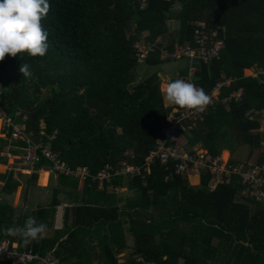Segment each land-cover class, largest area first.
I'll use <instances>...</instances> for the list:
<instances>
[{
	"label": "trees",
	"instance_id": "trees-1",
	"mask_svg": "<svg viewBox=\"0 0 264 264\" xmlns=\"http://www.w3.org/2000/svg\"><path fill=\"white\" fill-rule=\"evenodd\" d=\"M49 3V14L42 20L49 33L48 51L43 57L23 53L0 61L1 102L11 115L24 110L33 138L72 166H87L95 175L105 163H143L162 137L172 107L163 104L158 69L148 66L172 62L159 57L160 41L167 48L175 42L192 43L197 19L217 28L224 46L219 57L194 61L196 84L207 93L222 74L232 79L221 87L219 101L204 112V119L184 133L186 142L199 141L213 154L224 146L233 150L238 143L248 145L249 155L257 147V122L247 120L244 112L264 108V75H244L242 69L264 66V0ZM141 36L155 45L142 61L135 47ZM178 60L185 61L179 73H187V59ZM23 63L29 65L30 77L19 71ZM238 88L239 100L221 101ZM9 135H0V154ZM13 141L18 144L11 147L15 153L26 144L22 138ZM42 163L47 159L41 154L36 167ZM12 174L0 172L5 177L0 194L5 195V189L13 196L18 180ZM30 175L35 179L37 173ZM209 177L203 173L198 184H191L156 161L143 176L113 178L111 186L125 184L133 193L122 207L110 200L105 187L99 193L109 197L106 205L84 198L63 210L60 228H53L59 201L23 212L6 198L0 201V237L17 241L20 249L31 246L44 253L52 248L59 264H144L131 254L119 261L117 253L125 246L155 264H264V202H239L237 181L209 190ZM58 178L75 187L79 181L63 174ZM86 181L84 189L94 193L93 181ZM29 216L51 233L28 245L5 234L8 228L22 227Z\"/></svg>",
	"mask_w": 264,
	"mask_h": 264
},
{
	"label": "built area",
	"instance_id": "built-area-1",
	"mask_svg": "<svg viewBox=\"0 0 264 264\" xmlns=\"http://www.w3.org/2000/svg\"><path fill=\"white\" fill-rule=\"evenodd\" d=\"M140 5L145 0H139ZM192 43L175 42L169 48L160 41L157 44L159 56L167 59L187 58V73H178L167 81L175 79H185L194 83L197 87L193 74L195 73L194 61L200 59L203 62H209L213 58L220 56L224 41L218 34L217 28L208 27L203 19H197L192 31ZM160 39L156 37V41ZM137 49V59L142 61L147 57L148 51L154 49L153 42L146 40L143 36L135 43ZM249 67V66H248ZM253 75H264V66L253 64ZM231 77L222 74V77L216 81L214 87L207 92L211 98V103L206 107H214L219 101L218 94L222 86L227 85ZM241 88L232 91L229 95L221 99L223 103L231 99L239 100L241 97ZM3 86L0 84V124L4 131V136L9 132V139L16 140L22 138L25 145L22 146L23 152L17 156L19 161L15 168L21 169L35 164L41 159V154L49 162L50 170L55 174L71 175L81 179H91L97 189H103L110 183L114 177L129 174L131 176L142 174L149 171L150 165L158 161L161 165L169 168L172 173L181 176L191 174L209 173L208 188L214 189L220 183H230L237 181L240 183L238 188L237 200L264 202V108H249L245 110L244 116L247 120L257 122L256 131L259 133V148L254 152V158L248 160L231 161L228 155L213 154L207 148H203L199 141L177 143L176 135L189 133L191 129L204 119V112L171 107L165 115V128L163 135L154 147L145 156L142 164H130L125 161L113 166L105 163L94 175L87 166L74 167L49 145L42 144L33 138L34 131L26 126L28 114L17 109L14 114H9L2 104L1 98ZM20 118V120H19ZM18 144L7 142L2 149V153L10 155L8 147ZM185 145H189L188 148ZM137 261H143L144 264H155L153 260H144L142 256L135 257ZM59 264L57 258L50 251L39 253L29 248H18L9 238L0 237V264Z\"/></svg>",
	"mask_w": 264,
	"mask_h": 264
},
{
	"label": "clouds",
	"instance_id": "clouds-1",
	"mask_svg": "<svg viewBox=\"0 0 264 264\" xmlns=\"http://www.w3.org/2000/svg\"><path fill=\"white\" fill-rule=\"evenodd\" d=\"M49 0H0V61L5 56L16 57L27 53L31 57L46 55L49 33L42 25L50 11ZM19 71L30 77L29 65L23 63ZM167 105L180 109L204 112L211 103L210 96L203 88L185 79H175L161 89ZM47 226L29 216L22 227L5 230L9 236H18L24 245L42 240Z\"/></svg>",
	"mask_w": 264,
	"mask_h": 264
},
{
	"label": "crops",
	"instance_id": "crops-1",
	"mask_svg": "<svg viewBox=\"0 0 264 264\" xmlns=\"http://www.w3.org/2000/svg\"><path fill=\"white\" fill-rule=\"evenodd\" d=\"M159 54V52H158ZM160 57V56H159ZM161 58V57H160ZM161 59H167V58H161ZM181 59V58H179ZM187 59V58H186ZM172 61V64L170 65V61H165L166 64L162 65L161 67L167 66L166 72L168 75H170V78L174 77L175 74H178L180 72L179 67L175 65L174 61L178 59H170ZM188 63V62H187ZM247 69L249 72H242L244 75L246 74H252L253 69L249 67H243ZM163 69V68H162ZM159 73V72H158ZM163 74H166L163 72ZM168 77L166 78V84L164 82H161L162 86H166L169 81H167ZM171 81V80H170ZM163 87L160 86V91ZM163 102L164 99H163ZM167 106V105H164ZM176 107V106H172ZM10 114V113H9ZM164 131V130H163ZM259 134V133H258ZM0 135L4 136V131L0 124ZM183 138L185 139V135H183ZM259 140V139H258ZM10 142H14L12 139ZM186 146V145H185ZM202 146V144H201ZM11 147H14V145H10L8 147V151L10 152V155H7L5 153H2L1 150V159H0V166L2 165L3 168H0L1 173H7L10 170L13 171L12 178L18 180V183L16 184V187L13 192V196L6 195L8 190L4 189L5 195L0 194V201H3L6 198H10L11 204L13 207H16L18 205L21 206L23 212H27V210L37 208L38 206L45 205L46 203H56L59 201V204L56 205L57 211H55V219H54V225L53 228H60L61 227V216L63 214V210L66 209V207H73L75 205H78L81 203L82 199H88V200H95L94 202H98L101 205H106L108 198L106 196H101L100 193L103 192L105 187H107V190H105L106 194L110 196L111 198H114L116 200V203L119 207H122L124 204V200L128 197L132 196V190H129L127 186L124 184L122 186H111V183H108L105 185L103 189H97L94 182H92L90 185L93 186L95 192L92 194H89L86 192V188L84 189V184L87 182L85 179L78 178V185L72 186L69 183H60L58 176L60 174H55L52 170H50V166L47 163H42L39 167H36V163L33 165H30L25 168L16 169L15 166L17 162L19 161V158L17 156L23 152L22 147H18V153H15L12 151ZM203 147V146H202ZM17 148V147H16ZM188 148V146H187ZM205 148V147H203ZM259 148V144L256 148H253L251 154L246 159H232L231 158V150L227 148V146L222 147L217 154H223L229 156L231 161H238V160H248L251 158H254V152ZM3 149V148H2ZM150 170V168H149ZM36 171L37 175L35 179L31 178V173ZM46 172V175L44 176L43 173ZM148 173V171H145ZM64 175V174H63ZM139 175H144V172ZM71 176V175H67ZM138 176V175H135ZM74 177V176H71ZM118 177H134L129 174L121 175ZM185 177L189 183L191 184H198L200 182V175L199 174H191L189 176H183ZM77 178V177H76ZM44 179V180H43ZM5 183V177H0V193L2 192L3 185ZM95 185V186H94ZM208 185V184H207ZM209 189V188H208ZM100 192V193H99ZM91 193V192H90ZM99 193V194H98ZM51 233V230L47 227L46 229V235H49ZM131 235L127 232V239L129 244L131 243ZM8 238V237H6ZM10 239V238H9ZM12 243L16 244L18 246L17 241H12ZM31 248V246H25L22 248ZM21 248V249H22ZM33 250V249H32ZM52 248L47 250L51 252ZM37 251V250H35ZM38 252V251H37ZM46 252V251H45ZM121 252H126L125 259H120L118 255V260H126L127 257L131 254L134 257L141 256L138 253H132L130 248L123 247L120 248L117 254H120ZM54 256V255H53ZM57 258V257H56ZM58 260V259H57ZM136 260V259H135Z\"/></svg>",
	"mask_w": 264,
	"mask_h": 264
},
{
	"label": "rangeland",
	"instance_id": "rangeland-1",
	"mask_svg": "<svg viewBox=\"0 0 264 264\" xmlns=\"http://www.w3.org/2000/svg\"><path fill=\"white\" fill-rule=\"evenodd\" d=\"M171 25L176 26L177 23L176 22H172ZM174 63L178 67L185 65V61H183V60H175ZM171 64H172V62H170V65ZM148 69H151V70H155V69L157 70L158 69V72H159L158 73L159 74V80H160L159 87L160 86L161 87H164V86H162L163 84L161 85V82H164V84H166V78L167 77L170 78V75H168V73L165 70V69H167V66H165V68H164V67H160V66L158 67L157 65H151V66H148ZM163 72H165L166 74H163ZM242 72H249V71L247 69L243 68L242 69ZM175 75H177V74H175ZM163 104L164 105H167L165 102H163ZM40 125H41V128H42V132L45 133V129H44L45 124L42 122ZM233 135L235 137L237 136L234 132H233ZM53 137H54V132L49 135V138H53ZM185 141H186V139L183 138V135L182 134H179L178 133L176 135V142L177 143L181 144V143H184ZM38 142H41V140L38 141ZM42 144L48 145V144L43 143V142H42ZM248 150H249V148H248V145L246 143H244V144L238 143L237 146H235L233 148V150H231L232 151L231 152V158H234V159H237V158L238 159H246L249 156ZM225 156H226V152H225ZM0 168H3V166L1 165ZM43 175L45 176L46 175V172H44ZM125 254H126V252H121L118 255H119L120 259H125Z\"/></svg>",
	"mask_w": 264,
	"mask_h": 264
}]
</instances>
